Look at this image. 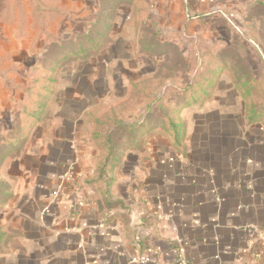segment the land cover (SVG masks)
<instances>
[{
    "label": "crops",
    "instance_id": "obj_1",
    "mask_svg": "<svg viewBox=\"0 0 264 264\" xmlns=\"http://www.w3.org/2000/svg\"><path fill=\"white\" fill-rule=\"evenodd\" d=\"M113 1L17 4H29L40 17V25L34 24L39 59L33 68L54 46L88 32L103 14L115 19L97 54L70 59L59 70L39 121L21 150L0 168V264H181L180 248L187 264H264V120L249 121L245 98L227 72L201 75L193 69L189 83L181 86L172 84L173 70L161 72L180 61L187 66L178 48L185 30L180 18L193 12L204 16L199 21L213 13L228 20L234 2L155 0L157 13L172 23L169 36L156 26L158 37L180 54L169 57L142 52L131 5L119 1L114 6ZM118 8L128 9L133 42L115 30ZM257 17L264 26V15ZM245 37L264 58V27L257 43L250 34ZM124 39L127 51L110 56ZM6 40L0 64L18 63L19 55L12 57L10 51L20 38ZM154 57L159 63L147 70L146 58ZM248 63L256 76L263 73ZM143 79L146 85L163 83L158 96L167 110L175 109L184 136L175 147L164 127L148 122L138 144L124 150L106 190L103 181L93 182L94 122L119 104V110L131 111L132 84ZM8 86L6 69L0 73V110L10 100ZM6 119L0 117V135L14 118L8 114Z\"/></svg>",
    "mask_w": 264,
    "mask_h": 264
},
{
    "label": "trees",
    "instance_id": "obj_2",
    "mask_svg": "<svg viewBox=\"0 0 264 264\" xmlns=\"http://www.w3.org/2000/svg\"><path fill=\"white\" fill-rule=\"evenodd\" d=\"M119 1L131 5L132 22L141 51L147 54L174 56L175 49H170L172 45L158 37L159 32L155 24H149L144 20L141 4L145 1L114 0L112 5L115 6ZM107 4L111 2H106ZM107 7L111 6L107 5ZM100 19L88 32L78 35L75 40L54 46L43 62L36 67L34 88L29 89L24 103L21 104L20 113L16 114V119H12L10 129L0 135V168L7 159L21 150L31 130L39 121L54 91L59 70L70 59H83L97 54L103 43L107 41L111 22L115 18L112 14L106 13ZM234 52V49L226 51L219 62L228 67V73L231 74L235 86L245 98L249 121L264 120V75L260 73L256 76L245 56L243 54L235 56ZM205 74L220 73L207 70ZM201 80L207 83L204 79ZM147 82V79H143L132 84L131 99L135 101V107L131 111L119 110L122 108V104H119L117 109L106 111L94 122L92 137L98 155L93 182L103 181L106 190H109L113 181L111 172L119 164L124 150L138 144L148 122H158L164 127L168 135L174 139L175 147H179L184 136L183 125L178 120L175 109L167 110L163 96H158L163 83L146 85ZM129 102L131 100H127V108ZM138 107L139 110H136ZM3 198L5 199V194ZM2 237L3 233L0 231V240Z\"/></svg>",
    "mask_w": 264,
    "mask_h": 264
},
{
    "label": "rangeland",
    "instance_id": "obj_3",
    "mask_svg": "<svg viewBox=\"0 0 264 264\" xmlns=\"http://www.w3.org/2000/svg\"><path fill=\"white\" fill-rule=\"evenodd\" d=\"M231 2H234V4L227 9L226 13L230 16L228 20L223 14L213 13L206 16L209 17L208 21H199L201 16H196L193 12L188 13L190 16L185 14L183 18H180V22L185 25V30L182 33L183 39L180 40L181 45L178 48L181 51V57L184 56L188 61L186 70L181 65V61L179 65L171 66L170 69L166 66L161 70L162 73L173 70L172 84L179 86L188 84L193 69H197L196 71L201 74H205L207 70L228 73V67L219 60L225 56L226 51L233 49L235 50V56H242L243 54L247 61L249 59L256 73L259 71L264 73V58L260 57L261 53H259L256 45L245 37V34L246 36L250 34L255 41L254 43H257V34L264 27L257 22V16L264 15V0H229V3ZM18 3H21L20 0H0V47L1 42H6L8 37L15 35L20 38L19 45H15L18 48H13L11 44L10 51V56L19 55L20 61L14 64H0V73L6 72V69L9 70L8 87L11 92L7 106L0 110V117L5 118V120H7L8 114L12 118H17L15 116L19 113V105L24 103L29 89L34 88L33 81L36 78V68H33V64H35L36 59H39V43L37 40L32 42V39L36 36L34 24L36 26L40 25V17L32 14L29 4L17 5ZM155 4V0H148L147 11L143 2L142 8L147 13L143 15L144 20L147 22L153 21L161 35L169 36L171 35L170 25L172 23L167 21L164 15L161 17L162 14L157 13L158 6ZM247 9H251V11L248 13ZM127 10V8H118L117 13L119 16H116L114 26L116 31L122 30L121 35L127 36L128 39L129 37L132 38L133 42L134 30L128 19ZM234 18L237 20L235 22L236 28L233 25ZM195 19L199 20L193 22ZM128 39L119 40L114 45L110 56L124 54L127 51ZM135 45L134 47H136ZM177 52L175 50L173 57L180 55ZM12 57L10 60H12ZM159 61L160 59L156 57L146 58L145 68L149 70L156 66ZM170 63L173 64V60ZM84 70H90V66H84Z\"/></svg>",
    "mask_w": 264,
    "mask_h": 264
},
{
    "label": "built area",
    "instance_id": "obj_4",
    "mask_svg": "<svg viewBox=\"0 0 264 264\" xmlns=\"http://www.w3.org/2000/svg\"><path fill=\"white\" fill-rule=\"evenodd\" d=\"M68 175H69V173L67 172V173H65V174H64L63 176H61V177H62V178H67ZM177 241L179 242L180 239H178ZM179 259H180L181 264H187L186 258H185V256H184V252H183V250H182L181 248H180V250H179Z\"/></svg>",
    "mask_w": 264,
    "mask_h": 264
}]
</instances>
